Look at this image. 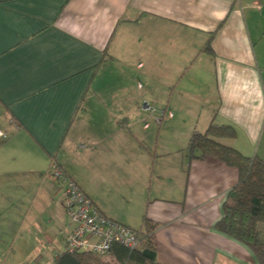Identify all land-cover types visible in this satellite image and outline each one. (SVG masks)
Listing matches in <instances>:
<instances>
[{
	"label": "crops",
	"instance_id": "crops-1",
	"mask_svg": "<svg viewBox=\"0 0 264 264\" xmlns=\"http://www.w3.org/2000/svg\"><path fill=\"white\" fill-rule=\"evenodd\" d=\"M195 101L203 131L234 127L225 145L249 156L264 141V0H0V264L65 251L53 158L109 219L157 224V263L258 264L213 228L236 168L185 147L175 164L132 129L155 118L161 136L164 110Z\"/></svg>",
	"mask_w": 264,
	"mask_h": 264
},
{
	"label": "trees",
	"instance_id": "trees-1",
	"mask_svg": "<svg viewBox=\"0 0 264 264\" xmlns=\"http://www.w3.org/2000/svg\"><path fill=\"white\" fill-rule=\"evenodd\" d=\"M208 38L203 51L212 54ZM236 131L229 124L210 123L205 131H193L185 147L189 159L212 157L236 168L238 180L222 203L221 217L214 229L247 247L258 264H264V160L258 156H245L237 149L222 143L233 139ZM157 224L142 218L137 231L138 244L128 248L114 244L112 261L90 251L68 252L59 255L54 264H159L156 261L155 230Z\"/></svg>",
	"mask_w": 264,
	"mask_h": 264
},
{
	"label": "built area",
	"instance_id": "built-area-1",
	"mask_svg": "<svg viewBox=\"0 0 264 264\" xmlns=\"http://www.w3.org/2000/svg\"><path fill=\"white\" fill-rule=\"evenodd\" d=\"M48 172L61 184V203L72 224L65 236L66 251H90L108 257L114 244L137 246V231L106 217L55 158L50 161Z\"/></svg>",
	"mask_w": 264,
	"mask_h": 264
},
{
	"label": "rangeland",
	"instance_id": "rangeland-1",
	"mask_svg": "<svg viewBox=\"0 0 264 264\" xmlns=\"http://www.w3.org/2000/svg\"><path fill=\"white\" fill-rule=\"evenodd\" d=\"M136 82H138V80H136ZM133 85L137 86L138 84L135 83ZM163 85H166L165 82H163ZM142 86H144V83L141 81L140 87ZM204 90H207L206 96L210 98V101L216 102L214 83L208 84V87L204 88ZM203 108H201V106H199L196 101L194 103L190 102V105L188 107H186L185 105L168 106V108L164 110V115L162 118L163 130L161 136L154 133L155 130L159 127L155 118L148 117L137 119L135 120L136 124L133 125L132 129H138L142 133V139L145 145L144 148L148 149L156 144L157 152H165L169 151L170 149L176 151L177 153H175L172 157V162L175 164L177 162V164H179L181 157L183 158L184 156V151L182 148L186 147L189 131L193 129V125H196L195 127H197V129L202 132L208 123L210 112L208 111L206 106ZM159 113L160 111L158 112V114H156L157 117H159ZM2 135L3 134H0V136ZM262 142L264 141H261L259 143L258 140V142H255V144H253L249 157L259 155L256 152L260 151L262 145H264L262 144ZM167 160L170 161L171 159ZM103 259L106 261H112L111 256L103 257Z\"/></svg>",
	"mask_w": 264,
	"mask_h": 264
}]
</instances>
